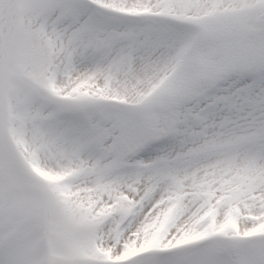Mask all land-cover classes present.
<instances>
[{
  "label": "snow or ice",
  "instance_id": "1",
  "mask_svg": "<svg viewBox=\"0 0 264 264\" xmlns=\"http://www.w3.org/2000/svg\"><path fill=\"white\" fill-rule=\"evenodd\" d=\"M0 264H264V0H0Z\"/></svg>",
  "mask_w": 264,
  "mask_h": 264
}]
</instances>
